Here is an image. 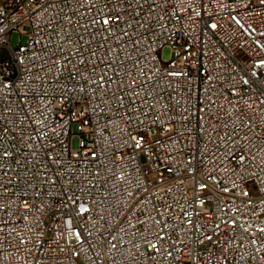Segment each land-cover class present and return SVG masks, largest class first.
Returning <instances> with one entry per match:
<instances>
[{
  "label": "built area",
  "instance_id": "2783aa9c",
  "mask_svg": "<svg viewBox=\"0 0 264 264\" xmlns=\"http://www.w3.org/2000/svg\"><path fill=\"white\" fill-rule=\"evenodd\" d=\"M3 54L0 264H264V0H0Z\"/></svg>",
  "mask_w": 264,
  "mask_h": 264
},
{
  "label": "rangeland",
  "instance_id": "374dc122",
  "mask_svg": "<svg viewBox=\"0 0 264 264\" xmlns=\"http://www.w3.org/2000/svg\"><path fill=\"white\" fill-rule=\"evenodd\" d=\"M19 38H20V33L19 32H12L10 35V44L13 48H17L19 44ZM27 40L26 35H22L21 37V42L25 43ZM171 55V51L168 47L164 48L162 51V57L163 59H169Z\"/></svg>",
  "mask_w": 264,
  "mask_h": 264
},
{
  "label": "water",
  "instance_id": "95a60500",
  "mask_svg": "<svg viewBox=\"0 0 264 264\" xmlns=\"http://www.w3.org/2000/svg\"><path fill=\"white\" fill-rule=\"evenodd\" d=\"M5 54H3L2 56H0V60L4 59Z\"/></svg>",
  "mask_w": 264,
  "mask_h": 264
}]
</instances>
